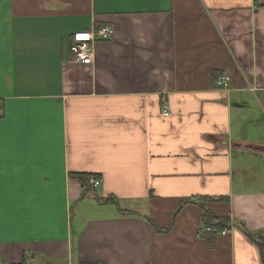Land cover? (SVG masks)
Returning a JSON list of instances; mask_svg holds the SVG:
<instances>
[{
	"label": "crops",
	"instance_id": "1",
	"mask_svg": "<svg viewBox=\"0 0 264 264\" xmlns=\"http://www.w3.org/2000/svg\"><path fill=\"white\" fill-rule=\"evenodd\" d=\"M253 239L264 0H0V264H264Z\"/></svg>",
	"mask_w": 264,
	"mask_h": 264
},
{
	"label": "built area",
	"instance_id": "2",
	"mask_svg": "<svg viewBox=\"0 0 264 264\" xmlns=\"http://www.w3.org/2000/svg\"><path fill=\"white\" fill-rule=\"evenodd\" d=\"M114 30L110 27L100 28L93 31H79L74 33L69 39V51L74 62L83 65H92L95 53V44L98 40H109L113 37ZM232 78L230 75H221L217 79V86L220 89L229 90ZM163 115L169 116L171 114L167 103L163 105ZM101 182L97 179L91 178L88 186L97 189ZM226 234V231L223 232ZM51 264V263H48Z\"/></svg>",
	"mask_w": 264,
	"mask_h": 264
},
{
	"label": "trees",
	"instance_id": "3",
	"mask_svg": "<svg viewBox=\"0 0 264 264\" xmlns=\"http://www.w3.org/2000/svg\"><path fill=\"white\" fill-rule=\"evenodd\" d=\"M75 177L79 180V182L81 183V186H82V194H81V197H80L81 201L86 199L87 197H89L90 194H92V193L95 194L96 189L88 186V182H89V180L91 178H94V179L98 180L97 177L91 176V175H76ZM94 199L96 200L97 203H99L101 205H113V206L119 207V203H118L117 199H115L113 197L100 198V197H97L95 195ZM210 199L211 200H219V201L222 200V198H218V199L210 198ZM205 203H206V201H203L202 199L193 198V199L184 201L182 203L181 207L185 206L187 204H198V205L203 206L206 209ZM122 212L124 213V211H122ZM176 215H175V217H176ZM206 221L210 222V223H211V221H213V217L207 211V209H206ZM221 223L223 224V222H221Z\"/></svg>",
	"mask_w": 264,
	"mask_h": 264
},
{
	"label": "water",
	"instance_id": "4",
	"mask_svg": "<svg viewBox=\"0 0 264 264\" xmlns=\"http://www.w3.org/2000/svg\"><path fill=\"white\" fill-rule=\"evenodd\" d=\"M255 241V243L259 246L260 249V253L262 255V258L264 260V242L261 241H257L256 239H253Z\"/></svg>",
	"mask_w": 264,
	"mask_h": 264
}]
</instances>
